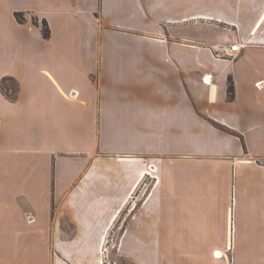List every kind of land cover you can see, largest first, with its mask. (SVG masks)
<instances>
[{
  "label": "crops",
  "instance_id": "1",
  "mask_svg": "<svg viewBox=\"0 0 264 264\" xmlns=\"http://www.w3.org/2000/svg\"><path fill=\"white\" fill-rule=\"evenodd\" d=\"M0 225L28 264H264V0H0Z\"/></svg>",
  "mask_w": 264,
  "mask_h": 264
},
{
  "label": "rangeland",
  "instance_id": "2",
  "mask_svg": "<svg viewBox=\"0 0 264 264\" xmlns=\"http://www.w3.org/2000/svg\"><path fill=\"white\" fill-rule=\"evenodd\" d=\"M36 22V21H35ZM4 91L9 96H15L16 95V88L17 84H15L14 81L11 79H5L3 84ZM13 166V165H12ZM29 175L28 173L22 174L23 183H28L27 178ZM11 177V175H10ZM10 177H6L5 180H3V187L4 189L11 190L13 188V180L11 181ZM148 185H151V182L148 183ZM20 201V200H19ZM11 206H16V201L11 202ZM22 205V203H20ZM19 205V206H20ZM1 226V225H0ZM1 230V227H0ZM9 233L5 235L3 238V241H0V264H28V253L30 251L31 243L28 240V237L25 235L20 236L19 238L16 237L13 231V227L8 228ZM17 238V239H16ZM18 241V242H16ZM41 246V244H34V246ZM30 258V256H29Z\"/></svg>",
  "mask_w": 264,
  "mask_h": 264
},
{
  "label": "trees",
  "instance_id": "3",
  "mask_svg": "<svg viewBox=\"0 0 264 264\" xmlns=\"http://www.w3.org/2000/svg\"><path fill=\"white\" fill-rule=\"evenodd\" d=\"M15 18H16V20H17L18 22H20V23L23 21L22 14H20V13H15ZM42 35H43V37H44L45 39L49 38V36H50V31H49V29H48V25H47V23H46L45 20L42 21ZM4 80H5V79H3V80H2V83H1V89H2V91H3V93H4V95L7 96V97H8L9 99H11V100L15 99V96H9V95L4 91V88H3ZM15 84H16V83H15ZM15 91L17 92V88H16ZM227 92H228V97H229L230 99H232V98H233V94H234V88H233V83H232V80H231V79L228 80V88H227Z\"/></svg>",
  "mask_w": 264,
  "mask_h": 264
},
{
  "label": "built area",
  "instance_id": "4",
  "mask_svg": "<svg viewBox=\"0 0 264 264\" xmlns=\"http://www.w3.org/2000/svg\"><path fill=\"white\" fill-rule=\"evenodd\" d=\"M242 49V45L236 43V44H232L228 47H222L220 49V54L219 56L221 58H226V59H233ZM70 96V95H69ZM75 97V96H74ZM72 97V98H74ZM103 245L106 246L107 244H102L101 245V252L102 254L105 253L107 251V248L104 247V249L102 250L103 248ZM117 243H111L110 246L114 249L117 247Z\"/></svg>",
  "mask_w": 264,
  "mask_h": 264
},
{
  "label": "bare ground",
  "instance_id": "5",
  "mask_svg": "<svg viewBox=\"0 0 264 264\" xmlns=\"http://www.w3.org/2000/svg\"><path fill=\"white\" fill-rule=\"evenodd\" d=\"M208 81L210 82V79H208Z\"/></svg>",
  "mask_w": 264,
  "mask_h": 264
}]
</instances>
